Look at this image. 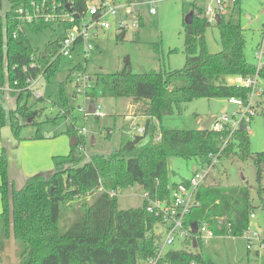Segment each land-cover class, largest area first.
Returning <instances> with one entry per match:
<instances>
[{"label":"trees","instance_id":"1","mask_svg":"<svg viewBox=\"0 0 264 264\" xmlns=\"http://www.w3.org/2000/svg\"><path fill=\"white\" fill-rule=\"evenodd\" d=\"M6 1L9 10L0 15V87L9 86L15 90L7 94L15 101V109L7 112L0 103V130L8 126L13 136L20 140V128L27 120L35 124L40 113L32 111L26 101L22 102L24 96L27 99L32 96L26 90L27 80L41 75L49 82L57 73L60 60L53 59L58 51L57 41L47 44L43 53L36 56L18 19L19 8H28L32 2L42 0ZM51 1L59 5V13L72 15L73 22L78 23L90 0ZM1 5L2 0L0 8ZM191 11V24H183L185 62L182 68L146 74L123 70L97 77L104 94L129 100L137 107L139 115L146 118L143 135L127 140L108 156L92 154L82 162L77 132L71 121L66 134L74 135L77 145L70 147L67 156L56 159L50 172L28 178L20 190H15L9 178L7 150L1 149L0 264H141L155 256L160 237H155L153 231L159 220L145 211L144 202L140 208L118 209L117 196L111 197L108 191L137 186L151 198H162L168 195L170 187L176 186L168 183V158L193 159L200 166L208 164L209 156L216 154L221 145L218 133L201 129L166 130L159 125L161 118L174 111L181 112L183 105L194 99L246 101L248 90L230 83L229 79L247 77L255 72V65L248 63L244 56L245 38L238 18L220 16L216 20L213 25L218 30L221 50L210 54L204 39L210 24L201 17V10L195 11L192 5ZM53 26V23L42 21L24 25L32 34H41ZM63 26L68 28L69 24ZM32 57H36L34 61ZM32 62L36 65L30 68ZM80 70L82 68L76 66L70 73ZM260 74L264 79V70ZM14 82L17 84L13 85ZM59 100L63 108L57 117L67 118L69 100L62 85ZM157 135L160 139L155 141ZM143 140L146 142L142 143ZM80 143L84 144V139ZM248 143V133L236 131L220 159L231 154L240 160L247 159L250 157ZM254 164L259 180L264 153L256 155ZM94 194L92 204L83 205L80 217L60 234L61 206ZM262 194L258 192L264 211ZM197 199L200 206L186 218L188 226L193 222L206 223L216 236L239 237L246 231L252 210L247 189L202 186ZM192 238L182 242L185 249H168L159 264H213L208 256L197 251L202 246L199 239L193 250Z\"/></svg>","mask_w":264,"mask_h":264},{"label":"rangeland","instance_id":"2","mask_svg":"<svg viewBox=\"0 0 264 264\" xmlns=\"http://www.w3.org/2000/svg\"><path fill=\"white\" fill-rule=\"evenodd\" d=\"M192 3L194 2L191 0H161L155 5L154 15L149 13L150 6L147 4L135 6L133 15L141 21V26L138 29L126 30L121 40H118L120 33L115 29L101 31L93 39V51L85 61L77 56L80 49L77 47L71 60L60 59L59 69L49 82L40 78L33 86V90L42 96V100H36L33 96L27 99L24 96L22 101L23 103L26 101L32 111H39L40 113L35 118V124L29 123L28 120L27 123H24V126L19 130V138L35 140L36 135L41 136V138L35 140L38 141L37 148L29 146L26 149L28 144L25 141L29 140L22 141L26 144L22 152V165L24 162L29 167L36 164L38 156L41 155V152H45L41 150V147L45 146L47 151L53 149V157L51 156L50 160L53 169L54 161L67 156L70 152V136L66 134V130L71 121L76 132L82 128L86 130L82 136L84 139L83 149L78 150L80 156H83L82 162L87 161L92 154L108 156L119 149L121 146L119 142L129 140V136L126 134L127 129L124 135L121 133L124 128L122 129L123 126H120L118 120L122 113L124 114L122 115L123 118L127 114L138 116L137 107L125 98H114L109 94H103L98 101L104 116L96 119L90 115L85 119L79 111V108L85 105L84 99L81 96L73 98L76 74L75 72L70 73V71L79 66L84 68L85 74L95 80L96 77L107 76L123 70L132 74H146L160 69L176 70L182 68L185 62L183 24L185 17L192 10ZM195 4L196 7H201L204 10L209 1L197 0ZM8 10V2L2 0L0 15L3 16ZM241 10L239 20L245 38L244 56L248 63L254 65L253 50L259 46L264 48V0H241ZM23 30L35 53L42 52L47 44L63 36L62 29L56 25L41 34H32L26 27ZM204 39L210 54L220 52L219 34L214 25H210L206 29ZM261 84L264 88V80ZM61 85L66 98L69 100L67 118L57 117L60 109L63 108L59 100ZM256 101V115L251 118L247 125L248 131H246L250 157L240 160L235 154H231L229 157L219 159L218 164L211 170L201 187L218 186L247 189L252 206L250 212L254 215L249 224L253 229H260L259 235L263 239L262 244L264 246V211L258 197L259 191L264 193V164L261 166L259 180L254 164L256 155L264 153V91ZM0 103L7 112L15 109L13 99H9L6 103L0 95ZM224 108L227 109L228 114L236 110V107L228 104L227 100L224 99H194L184 104L181 112L174 111L171 115L163 116L159 125L166 130H195L198 128V120L203 122L209 116L218 117ZM114 119H116V125L113 126ZM155 125H157V121H155ZM144 142L146 141L143 140L142 143ZM39 160L42 164L41 158ZM197 166L198 162L193 159L168 158L166 172L169 185L179 184L182 180L188 181ZM10 180L13 181V179ZM14 180L15 186L19 187L18 190H20L24 185H19L18 177H15ZM142 193L137 186L120 190L117 194L118 209L140 208L144 202ZM95 197L96 194L75 199L61 206L58 223L60 234L64 233L80 217L83 205H91ZM1 227L0 223V231ZM161 231L162 228L157 226L153 231L155 237H158V233ZM170 248L181 250L186 247L182 242L177 241ZM187 250L192 249L187 248ZM197 251L208 256L213 264H264V249L258 252L257 244L254 243L252 249L247 253V241L243 234L239 237L217 236L206 244H202Z\"/></svg>","mask_w":264,"mask_h":264},{"label":"built area","instance_id":"3","mask_svg":"<svg viewBox=\"0 0 264 264\" xmlns=\"http://www.w3.org/2000/svg\"><path fill=\"white\" fill-rule=\"evenodd\" d=\"M161 0H144L141 2L130 0H90L87 4V10L85 14L80 18L79 22L74 23L72 15L58 12L59 5L54 1L42 0L40 3L32 2L28 8H19L17 10L18 19L21 22L22 28L26 24L31 23H53V25L61 28L63 36L56 39L58 51L55 56L59 60H71L73 54L76 52V48L80 47L77 52V56H80L85 61L91 52L93 51V39H95L99 32L109 31L115 29L119 33H125L128 29H138L140 27V20L137 16H134V7L147 4L150 6L149 13L155 14V5ZM194 1V0H191ZM209 4L201 12V17L205 18L207 23L215 24L216 18L224 16L228 9L234 5L237 0H208ZM69 24L68 28H65L64 24ZM253 58L255 59V72L253 75L247 77H238L232 79L233 84L241 86L248 90L247 99L243 101L237 98H230L227 100L228 104L236 107V110L228 114L227 110L216 117L211 123L209 130L218 133L221 145L216 154L209 156L210 162L206 165H202L199 169L193 172L190 179L185 183L180 182L175 187L169 190L167 196L162 198H151L147 192L142 193V199L145 203V211L159 220L155 224L154 229L157 226L162 228V231L158 233L160 239L157 241L156 254L154 257L148 259L141 264H159L164 260V255L168 249L177 241L184 242L190 240L193 237L191 233L190 225L186 224V218L192 213L194 209L200 206V202L197 199V192L205 179L210 174L211 170L216 164L227 146V144L233 139L236 131L239 130L240 124H243L245 131H248L247 125L253 116L256 115V99L260 98L263 94L264 88L261 82L264 80L261 76V71L264 70V48L259 46L253 50ZM36 57L31 59L34 61ZM36 64L32 62L30 68H33ZM75 84L73 98L81 96L84 99L85 105L79 108V111L86 119L92 115L96 119L104 116L101 105L99 104V97L103 95L102 87L97 83L96 79H91L90 76L85 74L84 68L75 72ZM42 78L40 75L36 79L27 80L28 86L26 90L31 92L32 96L37 100L41 96L33 90V86ZM14 82L13 85H16ZM15 90L9 86L0 87V93L3 95L4 100L7 99V94L14 92ZM6 95V97H5ZM90 101H93V113L88 112ZM134 114H127L124 116V120L128 123L126 134L129 139H133L135 136L144 134V126H139L134 123ZM86 133L85 128L77 131V139L79 140L78 150L83 149V144L80 143L83 134ZM160 136L157 135L155 141H158ZM119 191H108V194L113 197L117 196ZM250 220L254 218L253 213L250 214ZM250 222V221H249ZM157 235V236H158ZM158 236V237H159ZM247 241V250L252 249L254 243L257 244L258 252L264 249L262 244L263 239L260 237L259 232L256 229L251 228L248 225L246 231L243 233ZM216 237L214 232L209 228L206 223L198 224L196 239H199L202 244H206L209 240ZM195 264V263H191Z\"/></svg>","mask_w":264,"mask_h":264},{"label":"crops","instance_id":"4","mask_svg":"<svg viewBox=\"0 0 264 264\" xmlns=\"http://www.w3.org/2000/svg\"><path fill=\"white\" fill-rule=\"evenodd\" d=\"M196 1H193L194 3H192L191 5H193L195 7V9L201 10V12H203V8H201V7L199 8V7L195 6L196 5L195 4ZM230 8L228 9V11L226 13V14H228L227 17H226V14L224 15V17H226V18L234 17L235 19L236 18L240 19L239 17H240L241 12H242V10H241V0H237V2L234 4V6L232 5ZM242 30H243V28H242ZM263 34H264V32H263ZM40 53H43V51L36 53V56H37V54H40ZM229 82L231 83L232 79H229ZM1 97L3 98V95H1ZM5 97H6V95H5ZM41 98H42V96H41ZM9 99L10 98L7 96V99L4 100V101L7 103V101H9ZM122 115H124V114L122 113L121 116H119V118L121 120L119 119L118 123L120 124L121 127L123 126L122 129L123 128L124 129L121 131V133H123V135H124L125 131H126L127 127H128V123L124 120ZM133 117H134V123L138 124L139 126H144V123H145V120H146L145 117H143L141 115H138V116L134 115ZM140 119H141V121H139ZM201 123H202V121L198 120V128H196V129H200L201 128ZM112 125L113 126L116 125V119H114V121L112 122ZM7 128L8 127L5 126V127H3L0 130V152H1V149H6L8 151L7 152L8 173H9L10 179H13V181H14V182L12 181L14 183V186H15V180H14L15 177L19 178V182H20L19 185H24L28 178H30V177H32L34 175H37V174L50 172L51 169H52L50 160L53 157V153H54V152H52L53 149L50 150V151H47L45 149V146H42L41 150H43L45 152H41V155L38 156L36 164H34L32 167L31 166L29 167L28 164H26L24 162V165H22L21 158L23 159V153L22 152L24 150V145L28 144V145H26L27 146L26 149H28L29 146H31V148H37V146H38L37 142L38 141H35L37 139L32 140V139H22V138H20V140H17L13 136L10 128L9 129H7ZM107 128H109V127H107ZM24 140H29V141H25V142H27L25 144V142H22ZM15 143H17V144L15 145ZM124 143H125L124 141L123 142L122 141L119 142L120 145H122ZM40 158H41V161H42L43 165L40 163V160H39ZM200 167H202V166H200L198 164L197 169H199ZM196 170H194V171H196ZM44 171H47V172H44ZM13 174L15 175V177H14ZM18 188L19 187H16L17 190H18ZM0 201H1V198H0ZM1 211H2V207H1ZM1 211H0V213H1ZM257 231L259 233H261L259 228L257 229ZM213 239H215V237ZM213 239H211V240H213ZM211 240H209V241H211ZM247 253H248V250H247Z\"/></svg>","mask_w":264,"mask_h":264},{"label":"water","instance_id":"5","mask_svg":"<svg viewBox=\"0 0 264 264\" xmlns=\"http://www.w3.org/2000/svg\"><path fill=\"white\" fill-rule=\"evenodd\" d=\"M68 7V6H67ZM192 16H193V12L191 11L190 13H188V15L185 17L184 19V23L186 25H190L191 22H192ZM219 17L216 18V20H218ZM124 36V33H120L119 35V38H123ZM226 111V108H224L222 111H221V114L224 113ZM88 112L90 114L93 113V101H90L89 103V107H88ZM216 119V116H209L205 121H203L201 123V130H205V131H208L209 128H210V125L211 123ZM239 130L240 131H245V127L243 124H240L239 126ZM69 144H70V147H75L77 145V140L75 138L74 135H71L70 136V141H69ZM197 227H198V223L197 222H193L191 225H190V228H191V233L193 235V238L191 240L192 242V248L193 249H196V238H195V235L197 233Z\"/></svg>","mask_w":264,"mask_h":264}]
</instances>
